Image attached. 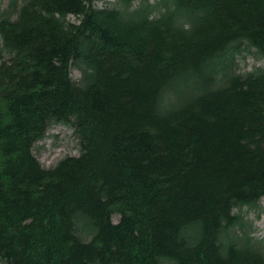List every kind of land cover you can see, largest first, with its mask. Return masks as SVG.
Listing matches in <instances>:
<instances>
[{"label": "trees", "instance_id": "1", "mask_svg": "<svg viewBox=\"0 0 264 264\" xmlns=\"http://www.w3.org/2000/svg\"><path fill=\"white\" fill-rule=\"evenodd\" d=\"M98 1L0 0V264H264V0Z\"/></svg>", "mask_w": 264, "mask_h": 264}, {"label": "rangeland", "instance_id": "2", "mask_svg": "<svg viewBox=\"0 0 264 264\" xmlns=\"http://www.w3.org/2000/svg\"><path fill=\"white\" fill-rule=\"evenodd\" d=\"M138 0H135L137 2ZM149 3H153L156 0H148ZM114 2V0H99L97 5L103 6L105 3ZM7 0H1V8H4ZM71 22H76L77 19L73 16H69ZM243 56L245 57L243 59ZM262 66L259 61L250 51V53H243L236 58V74H242L252 71L254 68ZM71 78L75 81L79 78L80 73L76 69H72L70 72ZM33 154L39 161L43 168L49 169L56 165V163L66 156H77L78 149L77 144L72 133V130L62 124L53 125L49 128L46 136L43 140L37 142L33 148ZM257 211L245 212V220L252 228V234L254 237H264V198H262L258 204ZM117 219L114 218L115 222Z\"/></svg>", "mask_w": 264, "mask_h": 264}]
</instances>
